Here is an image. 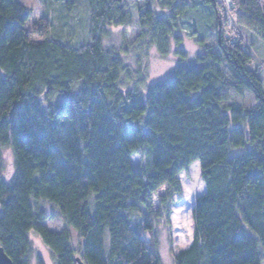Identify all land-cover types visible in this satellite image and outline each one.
I'll return each mask as SVG.
<instances>
[{
	"label": "trees",
	"instance_id": "16d2710c",
	"mask_svg": "<svg viewBox=\"0 0 264 264\" xmlns=\"http://www.w3.org/2000/svg\"><path fill=\"white\" fill-rule=\"evenodd\" d=\"M83 1L86 39L75 45L71 28L62 37L64 23L52 28L43 14L26 28L31 10L0 0V163L3 149L13 160L11 177L0 175L4 253L12 264H29L34 232L52 264H75L77 256L83 264H161L156 224L180 195L178 174L198 161L204 191L192 209L193 238L172 264H264V91L252 53L226 35L223 4ZM76 4L65 0L62 8ZM228 6L236 26L264 40V0ZM133 17L131 43L106 46L110 28ZM181 30L200 51L188 58L177 50L171 74L145 84L141 58L151 48L165 56ZM211 37L217 51L206 42ZM128 46L138 52L133 72L124 64ZM230 90L250 92L256 105L224 104ZM56 95L63 99L50 104ZM162 185L154 211L152 195ZM40 202L64 229L46 228Z\"/></svg>",
	"mask_w": 264,
	"mask_h": 264
},
{
	"label": "rangeland",
	"instance_id": "374dc122",
	"mask_svg": "<svg viewBox=\"0 0 264 264\" xmlns=\"http://www.w3.org/2000/svg\"><path fill=\"white\" fill-rule=\"evenodd\" d=\"M22 4L31 10V16L27 20L25 27L29 28L30 24L37 20L41 15L45 14L50 20L52 28L60 26L62 37L66 34L67 28L70 29L68 39L75 45L83 43L86 39L87 19L86 10L83 0H77V4L64 12L63 4L65 0H19ZM148 2L150 0H147ZM139 0L142 4L147 2ZM133 12V11H132ZM157 14H163V10L158 9ZM229 24L225 25L226 35L232 36L234 41H240V44L249 49L254 57L253 68H258L264 91V40L260 36L249 32L248 30L236 26L232 14L228 17ZM235 25H234V24ZM138 28L133 17L131 25L119 26L110 28V35L105 40L106 46L119 49L122 47V40L126 39V44L129 45L133 38L137 35ZM176 35L180 36L181 41L178 44L171 43L170 50L165 56H160L154 48H151L147 56L141 58L139 65L143 70L145 84L153 83L159 79L169 76L173 67L178 63V56L175 54L177 50L186 53L188 58L200 51L199 46L195 42L188 30L176 31ZM38 40L37 37L33 38ZM207 44L216 50L214 38H208ZM129 47V53L124 55V64L130 72L137 68L136 55L137 51ZM135 54V55H134ZM224 67V66H222ZM63 99L62 95H56L49 102L54 105ZM41 101L44 102L43 98ZM224 104L240 105L248 108L254 107L256 101L254 96L245 91L242 94H236L234 91H229V99ZM0 175L4 180L11 177L13 171V160L9 149H3L1 152ZM140 160L137 156L131 157V165L137 168ZM180 184V195H173L172 201L168 204V214L166 217H161L155 227V249L161 261V264H172V258L179 250L186 248L192 241L194 232V222L192 217V209L195 198L204 191L203 182L200 177V168L198 161H193L187 168L177 176ZM166 186L162 185L152 195V209L154 211L161 208L159 196L165 193ZM39 207L49 215L44 225L48 230L60 231L66 226L64 222L54 216L53 208L46 202H40ZM71 236L72 246L78 248L79 240L73 229L68 228ZM30 252L28 256L29 264H37V259H40L43 264H52L53 259L49 249L44 245L40 237L34 232H29Z\"/></svg>",
	"mask_w": 264,
	"mask_h": 264
},
{
	"label": "water",
	"instance_id": "95a60500",
	"mask_svg": "<svg viewBox=\"0 0 264 264\" xmlns=\"http://www.w3.org/2000/svg\"><path fill=\"white\" fill-rule=\"evenodd\" d=\"M75 264H83L80 258L75 257ZM0 264H12L11 260L4 253L3 248L0 246Z\"/></svg>",
	"mask_w": 264,
	"mask_h": 264
},
{
	"label": "built area",
	"instance_id": "2783aa9c",
	"mask_svg": "<svg viewBox=\"0 0 264 264\" xmlns=\"http://www.w3.org/2000/svg\"><path fill=\"white\" fill-rule=\"evenodd\" d=\"M221 4H223V7H224V11H225V14H226V18L227 20L229 21L228 17L230 16V11H229V7L228 6V0H218ZM231 4V3H230ZM233 21V20H232Z\"/></svg>",
	"mask_w": 264,
	"mask_h": 264
}]
</instances>
